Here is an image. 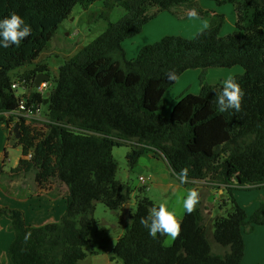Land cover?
<instances>
[{"label": "trees", "instance_id": "1", "mask_svg": "<svg viewBox=\"0 0 264 264\" xmlns=\"http://www.w3.org/2000/svg\"><path fill=\"white\" fill-rule=\"evenodd\" d=\"M97 1L0 0V19L15 12L32 28L19 47L0 48V122L8 129L14 125L15 118L6 114L17 111L22 98L30 106L47 107L43 121H17L20 138L10 131V140L23 146L25 157L11 172L12 179L23 175L36 184L34 191L51 184L68 189L66 211L57 223L32 227L23 211L0 208V218L9 219L14 233L7 253L10 264L84 263L97 203L122 212L132 202L131 187L117 179L119 166L113 155L123 146L129 148L130 169L147 155L161 158L177 179L182 169H188L187 182L179 181L184 187L196 182H205L206 189L222 186L226 199L221 209L231 207L227 216L211 218L205 206L209 193L199 191L200 202L191 214L185 213L180 236L166 246L167 237L157 234L154 239L140 224L156 205L142 195L146 191L142 188L113 260L242 264L244 236L264 227V202L249 216L235 198L237 191L264 188V0H114L125 16L108 22L98 38L66 60L49 95L35 89L28 97L19 96L12 89L11 73L35 67L19 77L32 88L38 74L51 76L39 60L60 25L76 6ZM202 1L232 5L235 30L221 36L226 16L204 10ZM148 11L153 12L149 17ZM161 12L179 21L191 17L210 21L193 39L166 36L128 59L123 43L138 36ZM235 67L244 70L235 76L245 91L242 107L221 113L215 98L222 84L209 83L208 73ZM170 71L176 73L175 80L168 79ZM188 71L200 72V93L180 97L170 117L164 116L167 92ZM2 175L0 171V180Z\"/></svg>", "mask_w": 264, "mask_h": 264}, {"label": "rangeland", "instance_id": "2", "mask_svg": "<svg viewBox=\"0 0 264 264\" xmlns=\"http://www.w3.org/2000/svg\"><path fill=\"white\" fill-rule=\"evenodd\" d=\"M106 1L108 0H98L96 3L88 7H83L81 5L76 6L73 9L70 18L65 20L60 25L55 37L49 43L46 51L39 60V64L46 65L48 68L50 67L49 70L51 73V80L49 82L51 85H53L52 83L54 82V79L58 76L59 68L66 62V60L73 58L82 48L98 38L107 29L108 22L117 23L122 17L125 16L126 11L119 7L116 1L111 0L112 2L109 3L110 6H105ZM225 6L231 7L232 5L230 6L228 4ZM152 14V11H148L147 13L148 17ZM187 20L179 21L168 12L157 13L155 19L145 25L143 31L138 36L123 43V48L126 51L128 59L136 58L144 46L156 43L166 36L184 37L183 35L189 34V32L195 30L194 27L191 26V23H189ZM229 20L230 21L225 22L226 28H224V32L232 29L233 27V19ZM184 38L193 39L188 37ZM34 68L35 67L22 68L12 72V80L14 83L18 82L20 80V75H23L26 73V71ZM237 68L241 67H235L233 69ZM229 70L232 69H214L211 72L212 74L207 77V81L211 84H214L216 82L215 80L217 79V75H220L219 73H221L220 71H223L224 74L229 73L225 75H236L235 72H229ZM193 75L195 74L192 72H189L184 77L182 75V78L180 77V82L175 84V88L173 87L168 91V93H170L167 96L168 98L165 99L167 105L164 109L165 114L172 108V103L169 99H172V97H181L182 95L180 96L179 94H182L183 88L186 90L184 93H187L188 91H194L195 93H190L193 95H198L200 93L201 83L199 76L194 79ZM28 88L31 89V86H28L26 90ZM30 89L26 91L23 87H21L17 91V94L21 95L25 91V93L27 92L29 95L31 93ZM46 113L47 107L43 106L40 114L41 117L43 116L44 118ZM128 152L129 148L123 146L115 148L113 150V155L119 166L117 179L119 181L128 183L130 187L134 185L139 187L136 191V195L133 197V213H135L136 199L139 195H141L139 177H148V175H153V172L148 171V167L146 165H142L141 168L136 171L135 168L130 169L126 159ZM161 177L162 175L160 173L156 174V179H161ZM172 179V176L169 175L168 180L171 181ZM149 187L150 190L148 192L145 191L142 195L152 198L156 205L165 199L168 201L170 200L172 195L167 194L166 190L160 187L157 181L154 185L152 184ZM58 188L59 190L62 189L61 191L65 190V188L63 189L62 186H58ZM254 190H264V188L253 189L250 191ZM247 192L249 191L242 192L241 196L246 198V196L249 195ZM230 207L231 206L229 205L226 209H221L220 203L215 204L214 208H211L213 211V217L227 216V212ZM94 218L96 220V224L90 233V241L92 244L91 247H88L85 250L88 257L83 264H124L120 259H112L113 250L116 246L117 240L126 231L128 219L126 220L124 211H110L102 203H97ZM3 225H5V222L1 224V228H4ZM5 229L6 231L10 232L8 228H4V230ZM6 259L7 257L5 258V254L0 255V264H5Z\"/></svg>", "mask_w": 264, "mask_h": 264}, {"label": "crops", "instance_id": "3", "mask_svg": "<svg viewBox=\"0 0 264 264\" xmlns=\"http://www.w3.org/2000/svg\"><path fill=\"white\" fill-rule=\"evenodd\" d=\"M201 6L204 10L225 15L226 22L230 21L229 19H233L232 29L224 32V28H226L225 23L221 31V36L227 35L235 29L234 23L236 18L231 5V7H220L215 3L202 1ZM187 21H189V23H191V26H193L195 29L189 32V34L183 35L184 37L188 38H193L200 31L205 30L209 25V19L203 20L194 17L188 19ZM189 72L195 74L193 75L194 79H196L197 76H200L199 71H188L183 75V77L186 76ZM211 72L212 70L208 73V76L212 74ZM220 72V75H217V79L215 80L216 82H220L222 78L227 76L225 74H229H224L223 71ZM229 72H235L236 75H234L237 76L242 75L244 70L242 68H237L229 70ZM181 78H179L176 84L180 82ZM29 89L30 88H28L26 91H28ZM35 89L36 88L31 87L30 92L32 93V90L35 91ZM185 91L186 90L183 88V92L181 91L182 94L179 95L185 96L186 94L195 93L194 91H188L187 93H184ZM169 93L167 92L165 99L168 98L167 96ZM22 94H27V92L25 93L24 91ZM179 98L180 97H172V99H169L171 100L172 108L166 114L163 112L162 114L164 116L170 117ZM13 124L14 128L13 126H11V128L8 129L4 123L0 122V171L3 172V175L1 176L2 180H0V208L18 209L23 211L27 224L32 227H40L50 223H57L60 221L61 217L66 211V196L68 194V189L67 187L62 186L63 189L65 188V190L61 191L62 189L59 190L57 185L51 184L47 189L37 187V191H34L36 190V184L31 183L32 181L24 178L23 175H21L19 178L12 179L13 175H11V172L16 169L19 166L20 161L25 158L23 146L19 145L18 142H13L10 140V131L14 132L17 122L14 120ZM142 165H146L148 167V171L153 172V175L151 174L148 175V177H140H146L147 179H149V186H151L152 184L154 185L157 181L158 185L164 188L167 194L172 195L170 200L168 201L169 207H175L177 209L178 215L180 216L181 220L184 218L186 212H184L181 206L176 204V200L178 197L186 195L187 191L191 188H196L203 194L208 191L209 195L205 199V206L207 208V215L211 218H213V211L211 210V208H214L215 204H222V202L226 199L225 190L222 186H219L216 189H206L205 187L207 186V184L205 182H196L193 186L184 187L173 175V172L169 168L167 162L161 158H156L153 155H147L139 160L138 165L135 167V171L139 170ZM157 173H160L162 175L161 179H156ZM169 175H171L173 178L171 181L168 180ZM138 188L139 187H137L136 185L131 187V190L133 191L132 202L130 203L132 213L133 197L134 195H136V191L138 190ZM140 188L142 187L140 186ZM149 190L150 187L148 191ZM242 192L246 191L235 192V198L239 205L246 211V213L251 216L259 208L260 204L264 202V190L249 191L247 192L249 195H247L246 198L241 196ZM150 199L152 200V198ZM127 219L128 218L126 216V220ZM4 222V228L9 229L10 224L9 219H7L6 217L0 218V255L5 254V258L7 257L5 264H10L8 254L6 256V252L8 253V249L14 240V233L10 230V232L6 231V229L4 230L3 227V229L1 228V224ZM244 241L245 256L243 258L242 264H264V227L257 226L251 234H246L244 236ZM173 242V240L167 238L165 245L171 246Z\"/></svg>", "mask_w": 264, "mask_h": 264}, {"label": "clouds", "instance_id": "4", "mask_svg": "<svg viewBox=\"0 0 264 264\" xmlns=\"http://www.w3.org/2000/svg\"><path fill=\"white\" fill-rule=\"evenodd\" d=\"M194 14L195 10H193ZM31 33V26L20 15L13 12L10 16L0 19V48L7 49L13 45L19 47L21 42L29 37ZM167 77L169 80H175L176 73L170 71L167 73ZM220 83L222 89L216 94L215 98L219 112L224 113L229 110L239 112L245 91L232 75L225 76ZM177 176L181 183L187 182L188 169H182ZM199 202L200 193L196 188L189 189L186 195L180 196L176 200V204L181 206L187 214H191ZM181 223L182 220L177 209L175 207L170 208L166 199L149 208L147 216L140 218V224L148 229L149 235L154 239L159 234L170 240H176L181 233ZM27 238L26 236L25 239Z\"/></svg>", "mask_w": 264, "mask_h": 264}, {"label": "built area", "instance_id": "5", "mask_svg": "<svg viewBox=\"0 0 264 264\" xmlns=\"http://www.w3.org/2000/svg\"><path fill=\"white\" fill-rule=\"evenodd\" d=\"M28 83L26 80H19L16 83H13L12 89L17 93L19 88L23 87L25 90L28 87ZM36 88V87H35ZM52 89V85L50 82H45L42 83L38 88H36V92L41 93L42 95L48 94L49 91ZM26 95L27 97L29 95L27 94H21L19 96H24ZM41 108H36L34 104H31V106L28 104V100L22 98V100L19 103V109L13 113L6 114L7 117L13 116L15 118V121H19L20 118H25L28 120V123L31 121H43V118L41 117ZM14 126V125H13ZM27 160L31 159V154H29L26 157ZM139 183L143 189L148 191L149 185H150V180L145 178V177H140L139 178Z\"/></svg>", "mask_w": 264, "mask_h": 264}, {"label": "water", "instance_id": "6", "mask_svg": "<svg viewBox=\"0 0 264 264\" xmlns=\"http://www.w3.org/2000/svg\"><path fill=\"white\" fill-rule=\"evenodd\" d=\"M51 80V76L46 74V73H40L37 75L36 79H35V87L38 88L42 83H45V82H49ZM19 130H20V125L17 124L15 126V129H14V133L17 134V137L20 138V134H19ZM130 212H131V205L128 204L126 207H125V213H126V216L127 218H129V215H130Z\"/></svg>", "mask_w": 264, "mask_h": 264}]
</instances>
